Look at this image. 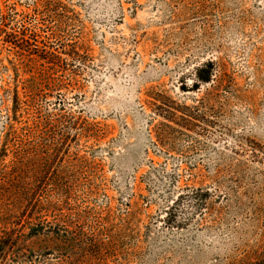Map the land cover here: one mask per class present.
Instances as JSON below:
<instances>
[{"label":"rangeland","instance_id":"rangeland-1","mask_svg":"<svg viewBox=\"0 0 264 264\" xmlns=\"http://www.w3.org/2000/svg\"><path fill=\"white\" fill-rule=\"evenodd\" d=\"M0 264H264V0H0Z\"/></svg>","mask_w":264,"mask_h":264}]
</instances>
